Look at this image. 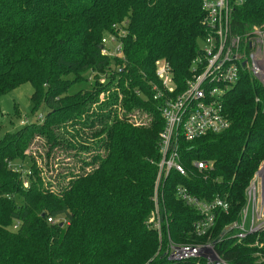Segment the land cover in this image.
<instances>
[{
	"label": "trees",
	"instance_id": "1",
	"mask_svg": "<svg viewBox=\"0 0 264 264\" xmlns=\"http://www.w3.org/2000/svg\"><path fill=\"white\" fill-rule=\"evenodd\" d=\"M202 18L201 0H0V96L29 80L34 107L47 106L40 121L0 135V264H207L169 260L148 222L164 123L163 96L154 95L173 96L192 77ZM254 25L264 27V0L233 8L232 34ZM118 30L120 50L102 52L104 32ZM158 61L168 65L171 91L161 89ZM240 74L224 93L230 125L181 140L187 174L170 171L157 192L178 242L207 236L195 234L198 211L176 197V186L203 200L226 199L228 210L214 220L217 252L228 264H264V228L240 238L236 229L222 233L243 218L246 187L264 161V85L245 67ZM137 108L148 114L146 124L127 115ZM66 124L74 128L69 139L62 137ZM38 138L50 144L47 156L53 147L66 148L91 170H68L56 188L45 185L42 166L27 152ZM193 160L212 167L198 170Z\"/></svg>",
	"mask_w": 264,
	"mask_h": 264
},
{
	"label": "built area",
	"instance_id": "2",
	"mask_svg": "<svg viewBox=\"0 0 264 264\" xmlns=\"http://www.w3.org/2000/svg\"><path fill=\"white\" fill-rule=\"evenodd\" d=\"M244 1L201 0L205 32L200 39L202 43L199 52L192 59V77L187 79L184 88L173 96H163L161 90L155 92V97L163 96L160 113L164 120L158 141L160 158L153 199L157 212H159L160 204L157 191L163 179L172 170L180 175L187 174L180 159L179 142L193 140L206 134H218L230 125V120L223 107L224 93L238 81L242 67L247 68L264 85V70L262 69L264 65V27L254 25L242 35L232 34L230 29L232 10ZM122 33L120 30L117 31V34L110 33L111 42L114 43L112 47L106 45V40L103 37L102 52L114 55L119 51L121 42H118V39ZM156 72L162 78L163 83L167 85L166 88L171 91L173 85L168 65L163 61H158ZM192 164L198 170H207L212 167V163L207 160H193ZM257 176L256 173L250 183L256 180ZM263 179L262 176L258 205L256 207L253 205L252 209V217L258 216L256 221H253L252 225L247 228L244 225L245 220L233 222L226 226L222 233L229 229H236V235L240 238L248 231L263 228ZM248 191L249 186L246 193ZM175 194L186 206L193 207L198 211L199 217L194 221L193 229L196 235L207 236V240L202 243H175L168 239L169 243L166 244L164 252L166 257L171 261L202 259L207 264H228L214 248V244L221 238V235L217 239L210 238L215 225L216 212H226L229 207L228 201L220 196L203 200L191 193L184 185L176 186ZM251 198L254 201L256 199L254 185ZM152 217H155V212L148 222L158 229L160 225L158 227ZM261 219H263V223L257 225L255 222ZM47 220L53 221L51 218Z\"/></svg>",
	"mask_w": 264,
	"mask_h": 264
},
{
	"label": "rangeland",
	"instance_id": "3",
	"mask_svg": "<svg viewBox=\"0 0 264 264\" xmlns=\"http://www.w3.org/2000/svg\"><path fill=\"white\" fill-rule=\"evenodd\" d=\"M109 35H110V33L104 32L103 37L106 40V45L110 46V45H113V42H111L112 41L111 35L110 36ZM198 41H199V45H200L202 42L200 39ZM262 69L264 70V65H263ZM250 74H252V73H250ZM252 76H254V75L252 74ZM255 78H257V77H255ZM101 79H103V76L101 77ZM91 82H92V80L90 81V83H86V84L90 86ZM78 86H80V85H77L75 87V89ZM161 86H162L161 89H166V88H164V86L166 87L167 85L165 83H163V81H162ZM33 92H34L33 84L31 83V81L26 80V81L19 83L16 86H14L13 88L9 89L8 91L4 92L0 96L1 121H2V127L0 130V135L4 134L7 131L16 130V128L20 127L24 122L27 123V122H33V121H40L38 119V116L44 115V113L47 110V106L44 103H42V101H40L39 104L36 107H34V101L32 99ZM162 95L168 96L169 95L168 91H166V90L164 92L162 91ZM103 98H107L106 91H102L101 93H99V99L102 100ZM118 98L119 99L121 98V94L119 95ZM138 109L139 108L134 109L132 111H129L127 115L129 116L130 120H132L135 123L146 124L149 120L148 114L145 111H140ZM121 110H123V109L121 108ZM83 115H85V114H83ZM64 130H66V131H64ZM64 130L62 133V137L66 138V139H69V137L71 138V136H69L70 133H68L67 131L72 132V131H74V128H72V126H70L69 124H66V126L64 127ZM78 139L82 141L81 138L78 137ZM82 142L85 143V141H82ZM82 142H80L79 144L86 145V143H88L87 141L85 144ZM49 148H50V144L47 143L44 138H38V139H35L33 141L32 145L30 147V150L27 151L29 154L33 155L36 158L39 166L40 167L42 166L41 175L43 172L45 185H48L49 187L56 188L58 186L59 182H61V180H63V176H62L63 174L62 173L66 172L68 170H74V171L78 170V172H80V173L88 172L89 170H91L90 166L84 167V169H83L82 164L78 160V158L74 154H69L70 150H68L66 148L53 147L50 150L49 156H47L45 153L49 150ZM80 154H81V156H83L86 154V152H84L82 150L80 152ZM88 156L89 155H86V159H88ZM25 162L28 163L27 161H24V163ZM263 165H264V161H263L262 165L259 167V169H261V167H263ZM24 168H25V166H24ZM262 176L264 177V168L262 169V172H260V175L257 176V179L253 180L251 183L249 182V184L246 187V189H247L249 186V191L246 193L247 201H246L244 208L241 211V217L242 216H250V217H249V222L244 224L245 227L246 226L250 227L252 225L253 221H256V217H258V216L252 217V212H253L252 209H253V205L255 207L258 205L257 203L260 199L259 192L261 190L260 184H261V177ZM253 185H254V192L256 194L255 201L253 198H251V195H253ZM260 194H261V192H260ZM158 211L159 212L154 210L155 217H152V218L155 219L153 222H155L158 227L160 225V227L158 229L155 228L157 231V238H158V251H160V250H163L164 247L166 246V244L169 243L168 239H170L172 242H175V243H181V242L180 241L179 242L174 241L170 237V235L168 233V227H169L168 213L163 212V210L161 212L160 204H159V210ZM259 216H260V214H259ZM157 220H158V222H157ZM242 220H245V222L247 221L245 217H243L241 219V221ZM261 220H259L258 222H255V223L257 225H260L263 223V219H261ZM234 222H237V221H234ZM263 228H264V226H263ZM163 229L166 230V232H167L166 236H163ZM212 237H213V233H211V235H210L211 239H213ZM203 240L204 239L196 241L195 243H202L207 239H205L204 241ZM185 243H190V242H185ZM164 244H165V246H164ZM216 245H217V243L214 244L215 250L217 249Z\"/></svg>",
	"mask_w": 264,
	"mask_h": 264
},
{
	"label": "water",
	"instance_id": "4",
	"mask_svg": "<svg viewBox=\"0 0 264 264\" xmlns=\"http://www.w3.org/2000/svg\"><path fill=\"white\" fill-rule=\"evenodd\" d=\"M264 168V165H263V167H261V169H259L258 171H257V175H260V172H262V169Z\"/></svg>",
	"mask_w": 264,
	"mask_h": 264
}]
</instances>
